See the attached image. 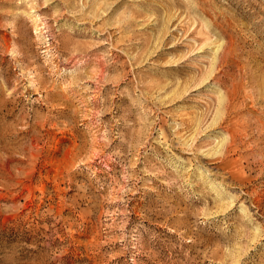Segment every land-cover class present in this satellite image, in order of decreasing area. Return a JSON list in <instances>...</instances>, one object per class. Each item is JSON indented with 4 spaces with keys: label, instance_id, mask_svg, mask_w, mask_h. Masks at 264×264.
I'll use <instances>...</instances> for the list:
<instances>
[{
    "label": "rangeland",
    "instance_id": "obj_1",
    "mask_svg": "<svg viewBox=\"0 0 264 264\" xmlns=\"http://www.w3.org/2000/svg\"><path fill=\"white\" fill-rule=\"evenodd\" d=\"M0 264H264V0H0Z\"/></svg>",
    "mask_w": 264,
    "mask_h": 264
},
{
    "label": "bare ground",
    "instance_id": "obj_2",
    "mask_svg": "<svg viewBox=\"0 0 264 264\" xmlns=\"http://www.w3.org/2000/svg\"><path fill=\"white\" fill-rule=\"evenodd\" d=\"M213 58H214V57H213ZM196 120H198V119H196ZM218 120H219V119H218ZM215 121H216V120H215ZM217 122H218V121H217ZM236 129H237V128H236ZM228 130H229V129H228ZM230 131H233V129H231ZM230 131H229V132H230ZM231 133H232V132H231ZM223 138H224V137H223ZM225 140L228 141L227 137H226ZM227 141H225V143H227ZM221 143H224V142H222V140H221ZM228 143H229V142H228ZM215 144H216V143H215ZM217 145H218V144H217ZM217 145H216V146H217ZM220 145H221V144H219L218 146L220 147ZM227 145H228V144H227ZM225 146H226V145H225ZM217 149H218V147H217ZM221 149H222V147H221ZM212 150H213V149H212ZM206 152H207V151H206ZM222 153H223V152H222ZM215 154H216V153H215ZM217 154H218V153H217ZM211 155H212V154H211ZM213 156H215L214 153H213ZM220 156H221V155H220ZM217 158H218V157H217ZM228 208H230V207H228ZM222 209H223V208H222ZM222 209H221V210H222ZM224 210H225V208H224ZM209 217H211V216H209Z\"/></svg>",
    "mask_w": 264,
    "mask_h": 264
}]
</instances>
